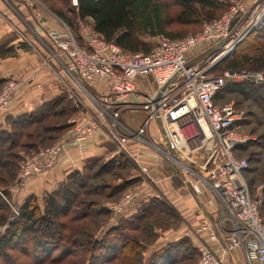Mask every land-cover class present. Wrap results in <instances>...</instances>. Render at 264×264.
<instances>
[{"label":"built area","instance_id":"obj_1","mask_svg":"<svg viewBox=\"0 0 264 264\" xmlns=\"http://www.w3.org/2000/svg\"><path fill=\"white\" fill-rule=\"evenodd\" d=\"M70 1L77 5V0ZM27 5L36 17L49 16L55 20L45 30L53 57L74 78L76 87L81 86L87 100L76 98L74 91L68 90L80 112L71 120V131L47 147L23 154L16 186L21 188L28 179L51 170L69 144L82 146L93 136H104L114 144L117 153L131 162L134 175L141 179L117 201L108 204L111 213L121 217L130 206L146 199L147 187L155 184L151 176L155 167L141 163L138 153L131 152L128 147L129 142H136L139 147L154 150L165 161L186 172L190 178L180 171L183 182L194 194L202 193L205 186L226 209L229 229H222L221 222L211 227L207 219H202L199 230L207 241L214 242L215 248L207 241L200 243L197 264H226L227 257L237 249L243 252L241 264H264L261 193L258 189L256 194H251L245 179L248 161L234 154L235 147L253 137L235 129L243 111L235 110L231 104L213 102V96L223 87L225 78H250L259 83L264 81V76L261 72L244 70L225 71L221 75L207 72L255 27L264 15V9L257 13L259 5L246 8L243 0H231L222 14L202 22L198 32L174 39L160 37L151 51L144 54L124 50L106 41L93 28L83 29L80 38L64 20L39 1L27 0ZM246 13L250 16L248 24L235 33L230 43L223 44L208 62L189 64L190 55L201 44L227 40L233 31V22ZM148 75L154 89L145 92L137 88L136 79ZM19 91L20 81L5 79L0 89L1 116L10 112ZM124 110L143 112L136 128L121 121ZM151 124H155L157 136L151 135Z\"/></svg>","mask_w":264,"mask_h":264},{"label":"trees","instance_id":"obj_2","mask_svg":"<svg viewBox=\"0 0 264 264\" xmlns=\"http://www.w3.org/2000/svg\"><path fill=\"white\" fill-rule=\"evenodd\" d=\"M40 1L48 4L47 0ZM229 1L77 0L73 15L88 19L93 30L106 41L127 51L147 54L151 51L148 39L184 37L185 27L218 17ZM55 11L72 24L70 15L61 9ZM233 23L234 26L236 22ZM17 45L22 47L19 42ZM14 50V45L0 44V58L14 55ZM226 59L221 63L224 65L220 75L244 70L259 71L264 76V17L236 43ZM4 81L5 78H0V89ZM213 102L231 104L235 110L243 111L235 129L242 132L244 127L249 128L254 138L235 147L234 154L246 155L245 179L252 195L257 182L262 181L260 213L264 217V81L225 78ZM78 109L75 101L61 93L29 112L3 115L0 226L5 224V228L0 231V264H194L197 252L187 238L144 256V245L153 242L156 236L154 229L165 228L170 220H175L171 208L157 195L148 197L134 214L122 217L117 225L98 236L111 214L109 201L118 200L139 181L131 162L121 153L109 158L106 155L86 158L80 170L69 172L52 191L40 198L28 195L19 204L17 215H13L2 193L9 195V189L16 183L22 155L49 146L68 132ZM107 145L113 149L111 144ZM109 179L114 183L108 182Z\"/></svg>","mask_w":264,"mask_h":264},{"label":"crops","instance_id":"obj_3","mask_svg":"<svg viewBox=\"0 0 264 264\" xmlns=\"http://www.w3.org/2000/svg\"><path fill=\"white\" fill-rule=\"evenodd\" d=\"M254 1L256 0H247V3L253 6ZM34 14L35 12L27 5V0H0V44L16 45L18 43L19 39L16 36L13 37L14 28L20 29L26 38L29 37L30 39L29 50L20 52L15 58L7 57L0 63V76L2 78H8V76L16 78L22 86L9 112L14 116L29 112L61 92L62 88L57 89V81H62L61 73H63L62 75H64L65 81L71 86V89L76 87L74 78L67 74L63 66L53 57V50L45 36L47 26L54 23L55 20L49 16L47 18L42 15L36 17ZM136 85L138 89L145 92L154 89L152 78L149 75L137 78ZM63 89L66 90L64 87ZM90 90L92 91V88ZM143 115L141 111L124 110L121 114V121L130 128H136ZM3 126L4 116L0 115V128ZM150 133L152 136L158 135L155 124H151ZM108 142L104 136L96 135L89 138L82 146L75 143L69 144L51 170L28 179L21 188L14 184L9 192L16 202L22 203L28 195L40 196L52 191L69 172L76 169L80 170L86 158L116 154L117 150L114 148V144ZM107 144H111L113 149L111 150ZM128 147L131 152L138 153L141 163L151 164L155 167L151 173L155 184L147 187V198L156 195L161 197L173 211L175 220H178L177 224L160 232L165 236H160L156 243L149 248L145 257L182 238H187L193 248L198 247L202 242H206L205 235L199 231L200 220L203 218L213 222L219 220L224 230L230 228V221L226 218V210L221 211L223 206L219 204L218 198L208 188H203L200 195H195L191 188L183 182L184 176L180 170L175 165L165 161L159 153L146 147H139L136 142H129ZM135 176L138 178L136 174ZM140 181L139 178L137 183ZM146 199L130 206L121 217H115L111 213L109 220H120L122 217L134 214L139 205ZM207 242L212 248H215L214 242ZM229 258L231 264H241L243 262L242 250H235Z\"/></svg>","mask_w":264,"mask_h":264},{"label":"rangeland","instance_id":"obj_4","mask_svg":"<svg viewBox=\"0 0 264 264\" xmlns=\"http://www.w3.org/2000/svg\"><path fill=\"white\" fill-rule=\"evenodd\" d=\"M37 1H39L46 9H48V10H50L52 13H54V14H56V15H58L57 14V12L55 11V9L56 10H59V9H61L65 14H67L68 16L70 15V17L72 18V24H68L67 22V24L70 26V28L77 34V36H79L80 38H81V33H82V30L83 29H87V30H89L90 28H92L91 27V23H90V21L88 20V19H83V20H81V19H79L77 16H74L73 15V12H74V7H76V6H74V5H72V3H71V1L70 0H47V3L48 4H44L43 2H41L40 0H37ZM244 1V3L246 4V8H247V6H248V3H247V0H243ZM229 3H230V1H229ZM229 3L221 10V11H219V13L217 14V16H219L220 14H222L227 8H228V5H229ZM255 4H257V5H259L258 6V8L256 9V12L257 13H260L263 9H264V0H256V1H254V3L252 4V5H255ZM50 5V6H49ZM59 17V16H58ZM249 13H246V14H243L241 17H240V19L239 20H237L236 21V23H235V25L233 26V31L230 33V36L228 37V39L227 40H223V41H219L218 43H214L213 44V46H211V47H208L209 46V44H201L198 48H196V51L194 52V54H191L190 55V60H189V64H195V65H200V64H203L204 62H208L213 56H214V54L218 51V50H221V46L224 44V45H226V44H228V43H230L231 42V39L234 37V35H235V33L236 32H238V31H240L243 27H245L247 24H248V21H249ZM264 17V15L262 16V17H260L259 19H258V21H257V23L254 25V26H256V25H258L259 24V22L262 20V18ZM60 18V17H59ZM63 20V19H62ZM202 22H204V21H201V22H198V23H196V24H192V25H189V26H187V27H185L186 29H187V31L185 32L186 34L185 35H189V34H194V33H196V32H198L200 29H201V25H202ZM251 30V29H250ZM249 30V31H250ZM13 31H14V36L13 37H17L18 39H19V43L20 44H22V47H18V43L16 44V45H14L15 46V50L13 51V52H15V54L14 55H11V56H7V57H17L18 55H19V53L20 52H24V51H26V50H29L30 49V45H29V42H30V39H29V37L28 38H26V35L20 30V29H17V28H14L13 29ZM248 31V32H249ZM247 32V33H248ZM246 33V34H247ZM245 34V35H246ZM244 35V36H245ZM45 36H46V32H45ZM47 37V36H46ZM159 39H160V37H154V38H151V39H148V41H149V45H150V47H151V49H152V47H154L157 43H158V41H159ZM24 44V45H23ZM234 48V47H233ZM232 51V50H231ZM231 51L229 52V54L228 55H223V56H225L215 67H217L218 65V69H216L215 67V71H214V73L215 74H219L220 73V71L222 70V67H223V65L224 64H221V63H223V61H225V60H227L226 58H227V56H229L230 55V53H231ZM7 57H4V58H0V63L2 62V60H4V59H6ZM211 57V58H210ZM225 59V60H224ZM48 63H50V61L48 60ZM257 72H259V71H257ZM212 73H213V70H212ZM59 74V73H58ZM63 73H61L60 74V76H61V78H62V81L61 82H58L57 81V89H61L62 88V90H61V92H59L58 94H61V93H65L66 95H67V97H69V93H68V90H73L74 91V95L76 96V98H79V99H82V100H84L85 102H86V93L84 92V90L81 88V86H78V87H74V89H71V86L68 84V83H66L67 81H65V78H64V75H62ZM0 78H2L1 76H0ZM8 78H11L10 76H8ZM3 79V78H2ZM6 79V78H5ZM14 79H16V78H14ZM235 79V78H234ZM18 80V79H17ZM237 80H241L240 78H237ZM19 81V80H18ZM65 85H68V86H65ZM84 85V88H86L87 90H89L90 92H91V90H90V87L88 86V85H86V84H83ZM21 85H20V89H21ZM63 87L66 89V90H64L63 89ZM20 92V91H19ZM57 94V95H58ZM70 99H72L73 101H75V98H71V97H69ZM25 113V112H24ZM78 113H80L79 112V109H78ZM78 113L74 116V117H77L78 116ZM20 114H22V113H20ZM17 115H19V114H17ZM248 129L249 128H247V129H245V127L243 128V130L244 131H242V130H240V131H242L243 133H246V134H249V132H248ZM71 130V129H70ZM67 133V132H66ZM66 133L65 134H63V135H61V136H59L58 137V139L59 138H61V137H64L65 135H66ZM249 135H251V134H249ZM253 138H254V136L253 135H251ZM114 148L116 149V147L114 146ZM243 155H244V157H246V155L243 153ZM104 156V155H103ZM110 156H112L111 154H106V157H110ZM243 157V158H244ZM254 165H257V163H254ZM181 171V170H180ZM132 172H134V170L132 171ZM182 173H184L185 175H187V178H190V176L186 173V172H183V171H181ZM180 172V173H181ZM259 173H260V170H259ZM254 175V174H253ZM258 175H260V174H258ZM258 175H255L256 177L258 176ZM259 177V176H258ZM260 178V177H259ZM260 179H262V177L260 178ZM108 182H113L114 183V181H113V179H109L108 180ZM258 183V185L256 186V188H255V191H254V193L256 194V192L258 191V189L259 190H261V185H259V183L261 184L262 183V181H258L257 182ZM112 184V183H111ZM130 188V187H129ZM128 188V189H129ZM203 188H206L205 186H203ZM203 188H202V190H203ZM127 189V190H128ZM126 190V191H127ZM201 194V193H200ZM200 194H198V195H200ZM2 195H4V198H5V200L9 203V206H10V208H11V212L13 213V215H17V213L14 211V210H16L17 211V208H18V206H19V204L20 203H18V202H16L14 199H13V197H12V194L9 192V195H6V194H3L2 193ZM123 195V194H122ZM121 195V196H122ZM196 195V194H195ZM35 196H37V195H35ZM42 195H40V196H37L38 198H40ZM117 201V200H116ZM219 201V200H218ZM113 202H115V201H112V200H110L109 201V204H111V203H113ZM218 203V202H217ZM219 204L221 205V203H220V201H219ZM218 204V205H219ZM222 206V205H221ZM224 208V207H223ZM223 208H221V211H223V210H226V209H223ZM18 212V211H17ZM205 219H207V218H205ZM118 221L119 220H107V222H105V224H102V226L100 227V229H99V231H98V236H101L106 230H108V229H110V228H112L113 226H115V225H117L116 223H118ZM172 221H173V223H172ZM203 220H200V223L202 222ZM177 222H178V220H170L169 222H168V226L167 227H165V228H155L154 230H155V234H156V236H155V238H154V241L153 242H150V243H148V244H145L144 245V256H146V253H147V251H149V248L151 247V246H153V244H155L156 243V241L160 238V236H165V235H163V234H160V232L161 231H163V230H166V229H169L170 227H172L174 224H177ZM206 222L208 223V225L209 226H211V225H216V223H218V222H220L219 220L216 222H213L212 220H209V219H207L206 220ZM69 224L70 225H75V223H70L69 222ZM211 227H213V226H211ZM5 228V224H2L1 226H0V231H2L3 229ZM69 229V227H67L65 230L67 231ZM200 231V230H199ZM201 232V231H200ZM220 233V232H219ZM201 234H202V232H201ZM205 238V237H204ZM201 240H204V239H201ZM194 249L196 250V252H197V254L195 255V257H193V259H194V264H197L198 263V259H199V251H198V249H197V246L196 247H194ZM44 264H50V263H47V262H45ZM53 264H57V263H53ZM60 264H67V263H60ZM226 264H231V261H230V258L229 257H227V262H226Z\"/></svg>","mask_w":264,"mask_h":264},{"label":"water","instance_id":"obj_5","mask_svg":"<svg viewBox=\"0 0 264 264\" xmlns=\"http://www.w3.org/2000/svg\"><path fill=\"white\" fill-rule=\"evenodd\" d=\"M225 56L219 58L217 61H215L210 67L209 69L207 70V72H210L214 69V67L224 58Z\"/></svg>","mask_w":264,"mask_h":264},{"label":"bare ground","instance_id":"obj_6","mask_svg":"<svg viewBox=\"0 0 264 264\" xmlns=\"http://www.w3.org/2000/svg\"><path fill=\"white\" fill-rule=\"evenodd\" d=\"M229 48V47H228ZM225 52H227V50H224Z\"/></svg>","mask_w":264,"mask_h":264}]
</instances>
